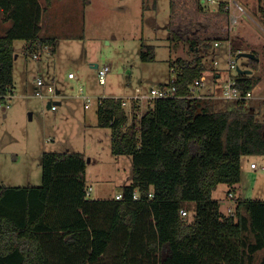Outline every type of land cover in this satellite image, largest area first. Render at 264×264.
Instances as JSON below:
<instances>
[{
    "label": "trees",
    "instance_id": "trees-1",
    "mask_svg": "<svg viewBox=\"0 0 264 264\" xmlns=\"http://www.w3.org/2000/svg\"><path fill=\"white\" fill-rule=\"evenodd\" d=\"M44 3L0 0L12 22L0 34V95L12 91L16 40L26 41L27 55L46 45L57 50V36L42 33L52 0ZM232 49L245 50L235 43ZM140 52L144 61L156 59L155 45L142 43ZM196 54L170 61L174 76L161 86H175L176 95L155 98L131 123L121 97L99 103L98 123L111 130L112 152L133 160L121 199L87 194L80 151L44 152L41 185H0V264H264V199L239 197L226 214L213 197L219 184L234 190L241 182L244 156L264 155L262 104L192 98V85L208 69ZM258 64L257 55L249 58L250 68ZM235 80L243 93L258 83L252 74Z\"/></svg>",
    "mask_w": 264,
    "mask_h": 264
},
{
    "label": "rangeland",
    "instance_id": "rangeland-1",
    "mask_svg": "<svg viewBox=\"0 0 264 264\" xmlns=\"http://www.w3.org/2000/svg\"><path fill=\"white\" fill-rule=\"evenodd\" d=\"M222 1L92 0L84 7L81 0H54L51 10L56 19L42 33L57 36L56 52L42 49L41 58L35 59L24 53L25 40L19 39L15 46L11 98L1 101L3 106L9 104L6 109L0 107V184H28L29 176L24 173L29 168L31 182L40 184L44 152L80 151L87 158L86 185L92 187L89 196L115 197L132 180L133 160L112 152L111 130L98 123L99 99L128 97L137 88L147 92L161 87L174 76L170 61L178 57L203 55L208 66L202 77L203 89L220 95L228 78L239 73L237 68L230 69L231 61L250 68L249 58H238L240 51L232 49L235 43L261 58L253 75L257 85L264 86V0H239L246 14L233 25L230 13L214 10ZM171 18L178 21L175 29L169 26ZM173 32L182 39H173ZM218 35L225 38L215 46ZM142 43L155 45V60H142ZM95 63L110 66L105 84L99 82ZM39 78L46 84L54 83L62 102L57 110L48 108L50 98L35 95ZM85 95L92 101L86 102ZM252 104H262V111L257 110L264 119V100L252 98ZM149 105L143 102L140 112H146ZM249 160L258 181L245 198L264 196V155H249L244 161ZM221 189L226 190V186ZM223 207L227 208V202Z\"/></svg>",
    "mask_w": 264,
    "mask_h": 264
},
{
    "label": "built area",
    "instance_id": "built-area-1",
    "mask_svg": "<svg viewBox=\"0 0 264 264\" xmlns=\"http://www.w3.org/2000/svg\"><path fill=\"white\" fill-rule=\"evenodd\" d=\"M204 1L214 2V0H204ZM225 10H227L230 13V19H231L232 25L238 21L240 16L246 14V10L239 0H231L227 2L225 6ZM219 44L220 43L218 41L215 42V45H219ZM43 49H47L51 52V48L48 45H46ZM33 57L35 59H40L41 54L39 53V51H37L33 54ZM237 67L238 66L236 64V61L230 62V69H236ZM109 70H110V66L107 64L103 66H100V65L98 66L97 68L98 79L101 84L106 83V77H107ZM69 76L74 77L73 73H70ZM203 85H204V82L202 79L196 80L195 83L191 87L192 94L190 96L192 98H196L199 100H207L211 98H222L225 100H248V101L252 98H258V99L264 100V91H263L264 86H260L256 84V86L252 90L248 91L247 93H243L241 89L236 87L235 76H230V78H228L226 83L223 85L222 94L220 95H216L215 92L213 91L204 92ZM175 91H176V87L172 85L161 86L158 88L153 87L150 89V91H147V92H143L140 88H137L135 94L128 96V97H121L122 105L127 110V113L129 116V123H131L132 120L134 119L135 112H137V115L139 118L143 115L144 112L143 113L140 112L143 102L147 101V102H150L151 104L155 98L175 96L176 95ZM257 92H258V97H256ZM11 93L12 91H9L6 94L0 95V107H3L4 109H6V107L9 106V104H7L6 106H3L1 104L2 103L1 101H5L6 99L11 98ZM35 95L39 97L50 98L51 99L50 100L51 109L53 110L58 109L59 95L56 92L54 83L46 84L43 79L39 78L37 80V87H36ZM84 98L86 102L92 101L89 95H85ZM103 98L105 97H101L99 99V103L102 101ZM136 105L140 106L139 110H136ZM91 190H92V187H87V194H90ZM149 196L152 197L153 193H150ZM228 196L230 198L234 197L231 191L228 193ZM122 197H123L122 192L117 193V195L115 196L116 199H121ZM133 197L135 199H138L139 192L135 191L133 194ZM228 210L229 212H232L233 208L230 207ZM181 213L182 215H187L188 211L186 209H182Z\"/></svg>",
    "mask_w": 264,
    "mask_h": 264
},
{
    "label": "crops",
    "instance_id": "crops-1",
    "mask_svg": "<svg viewBox=\"0 0 264 264\" xmlns=\"http://www.w3.org/2000/svg\"><path fill=\"white\" fill-rule=\"evenodd\" d=\"M44 1L45 0H41V2L43 3V5H45V3H44ZM53 1L54 0H52V3H51V5L44 11V14H43V19H42V26H43V30H47L49 27H51V26H53V20L54 19H56V13L54 12V11H52L51 10V7H52V5H53ZM57 1H60V2H62L63 0H57ZM204 1V0H203ZM59 2V3H60ZM205 2V1H204ZM91 3H92V0H91ZM221 4H224V8L221 10ZM226 4H227V1H225V0H223L221 3H220V6H218L219 8L218 9H214L217 13L219 12L220 14H222V13H228L229 14V12L227 11V10H225V6H226ZM90 5V4H89ZM88 5V6H89ZM88 6H86V7H88ZM195 6H196V3H195ZM222 12V13H221ZM173 20H175L174 18H171V20H170V24H169V26H171V28H173V29H175L174 28V26H176V23L178 22H174ZM173 23L175 24V25H173ZM11 24H12V22L10 21V20H6L5 18H4V14H3V12L0 10V34H3L6 30H7V28L9 27V26H11ZM180 25H182V22L180 21ZM222 28L224 29L225 27L224 26H222ZM45 35V34H44ZM222 38H225L223 35H218L216 38H215V41H214V45H215V42L216 41H220ZM229 40V39H228ZM18 41H20V40H16L15 41V46H16V44H17V42ZM230 41V40H229ZM221 42V41H220ZM231 42V41H230ZM25 44H26V41H25ZM25 44H24V46H25ZM24 46H23V48H24ZM215 46H218V45H215ZM199 47V46H198ZM246 50V49H245ZM244 51V50H243ZM258 60H259V62L261 63V58L259 59V57H258ZM15 64V63H14ZM100 65V64H99ZM98 68V67H97ZM253 71L255 70V69H252ZM252 75H253V73H252ZM254 76V75H253ZM219 77V75H218V73H217V78ZM263 80V79H262ZM259 81H261V80H259ZM203 91L205 92H208L209 91V88H207L206 90H204L203 89ZM215 92L213 89L210 91V92ZM61 96H59V98H60ZM58 98V99H59ZM62 102L60 101V100H58V104L60 105ZM258 106V105H257ZM118 156V155H117ZM119 156H121V155H119ZM248 156L249 155H247V156H244L243 157V161H242V180H241V182L240 183H238V184H236V185H234L233 187H234V190H231V186H229L228 184H226V183H221V184H219L218 185V187H217V189L213 192V197L214 198H216V199H218L219 201H220V203H221V209H222V211L224 212V213H226V214H228V213H230L229 212V208L231 207V208H233V210H234V208H235V206H236V203H237V198H245L246 196V194L247 193H249L250 192V190H251V187L253 188V190L255 189L254 188V186H255V184H256V182L258 181V178H256L255 176H256V173H253L252 172V168H251V166H250V160L249 161H244L246 158H248ZM42 159V158H41ZM24 175H27V176H29V182H28V184H23V185H20V184H15V185H12V184H8V185H11V186H28V185H32V186H38V185H41L42 184V182L40 183V184H37V183H32L31 181H32V169L31 168H29V169H26V171H25V173H24ZM132 181V180H131ZM0 185H2V184H0ZM7 185V184H6ZM124 185H126V184H124ZM221 186H226V190H224L225 189V187H224V189H221ZM225 191L227 192V193H229L230 191L233 193V195H234V197L233 198H230L229 196H228V194H225ZM217 192V196L215 197V193ZM257 198H260V199H264V196H259V197H257ZM225 202H227V208L225 209L224 207H223V205H224V203Z\"/></svg>",
    "mask_w": 264,
    "mask_h": 264
},
{
    "label": "water",
    "instance_id": "water-1",
    "mask_svg": "<svg viewBox=\"0 0 264 264\" xmlns=\"http://www.w3.org/2000/svg\"><path fill=\"white\" fill-rule=\"evenodd\" d=\"M239 57L255 58L256 54L254 52L240 51V53L238 54V58ZM93 66L97 68L99 64L95 63ZM237 70L239 73H242V74H252L253 73V70L251 68H241L240 66H238ZM48 108H51V101L48 103ZM88 161H90V159H88Z\"/></svg>",
    "mask_w": 264,
    "mask_h": 264
}]
</instances>
